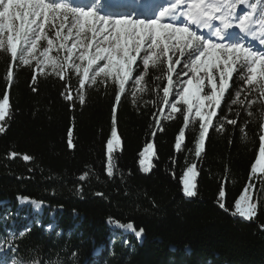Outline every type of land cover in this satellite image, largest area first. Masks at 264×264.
Listing matches in <instances>:
<instances>
[{
  "label": "trees",
  "instance_id": "obj_1",
  "mask_svg": "<svg viewBox=\"0 0 264 264\" xmlns=\"http://www.w3.org/2000/svg\"><path fill=\"white\" fill-rule=\"evenodd\" d=\"M6 73L7 62L0 59V98L7 87L11 113L0 133V241L14 239L16 255L25 264H264V194L258 193L262 177L249 178L259 146V104L251 109L256 119L239 104L229 111L241 81L232 82L219 116L237 119L240 125L248 121L249 139L242 140L239 127L224 121L226 131L210 129L197 158L198 123L185 128V146L177 152L175 137L184 127L183 115L167 114L162 92L166 76L157 79L160 73L149 69L146 90H137L136 103L129 91L117 105L121 147L113 153L117 170L108 177L105 145L111 135L114 87H87L85 103L72 107L61 96L65 82L55 75L37 72L33 92L32 68L14 65L11 84ZM69 84L73 91L79 87L75 76ZM239 99L246 104L243 93ZM70 127L73 148L68 147ZM147 143L154 146L153 167L142 172L139 153ZM23 155L31 159L24 161ZM194 163L197 196L186 198L180 177ZM249 184L257 214L246 221L231 213ZM222 185L228 212L217 203ZM24 197L40 203L42 212L19 207L18 199ZM128 222L144 230L141 238L113 227ZM11 257L10 251L0 253L8 264Z\"/></svg>",
  "mask_w": 264,
  "mask_h": 264
},
{
  "label": "snow or ice",
  "instance_id": "obj_2",
  "mask_svg": "<svg viewBox=\"0 0 264 264\" xmlns=\"http://www.w3.org/2000/svg\"><path fill=\"white\" fill-rule=\"evenodd\" d=\"M110 2L0 0V59L7 62L8 84L14 81V65L16 68H32L33 92L37 91V72L55 75L65 82L61 96L72 107L77 101L81 105L85 103L87 87L98 84L113 86L115 103L111 109V135L105 145L106 174L112 177L117 170L113 153L121 147L116 127L117 105L122 95L127 97L129 91L133 103H136L137 90L141 93L146 90L145 75L149 69L160 73L157 79L166 76L167 83L162 87L163 102L170 105L172 113L183 115L184 127L175 137L177 152L185 146V128L198 123L199 133L195 139L197 158H201L205 150L210 129L226 131L224 121L234 128L239 127L242 140L249 139L245 129L248 121L240 125L237 119L219 116L232 82L239 80L242 83L235 91L236 98L231 101L229 111H232L231 105L239 104L250 118L256 119L251 109L259 104L256 109L260 119L259 146L249 178L260 174L262 187L258 193L264 194V103H261L264 101V0H165L154 16H140L134 11L115 15L104 10ZM135 2L140 3L141 0ZM238 5L247 10L241 14L237 10ZM236 29L240 35L230 39V30L235 32ZM203 30L208 34L205 35ZM177 52L179 56L173 59ZM9 57L11 62H8ZM177 65L182 67L177 68ZM73 76L79 85L74 91L69 84ZM242 93L246 104L245 100L239 99ZM253 93L258 95L248 98ZM236 115L239 116L240 112L237 111ZM10 118V96L6 87L0 98V133L6 131ZM156 124L159 125V120ZM67 135L68 147L73 148L71 127ZM153 148L152 143H147L139 153L142 172L153 167ZM22 158L24 161L31 159L29 155ZM87 175V172L80 175L79 180L84 181ZM197 175L195 163L183 171L180 183L184 197L197 196ZM252 188L253 185H247L235 200L233 216L238 215L246 221L256 216L257 200L253 199ZM225 199L226 189L222 185L217 203L220 209L228 212ZM32 203L39 209V203ZM119 226L134 232L138 239L142 237L144 230H136L133 222ZM4 251L12 253L11 264H25L16 255L18 246L14 239L0 241V253ZM0 264H8L7 259L0 260Z\"/></svg>",
  "mask_w": 264,
  "mask_h": 264
},
{
  "label": "rangeland",
  "instance_id": "obj_3",
  "mask_svg": "<svg viewBox=\"0 0 264 264\" xmlns=\"http://www.w3.org/2000/svg\"><path fill=\"white\" fill-rule=\"evenodd\" d=\"M237 10H238V12H240L241 14H243V12L246 11L247 9L243 5H238V9ZM53 55H55V52H53ZM185 79H186V77H185ZM170 99H174V98L173 97H170ZM166 111H167V114L168 115H171L172 114L170 105H167ZM18 206L19 207H25L26 206V207H28L31 210V212L36 213V214L41 213L42 212V209H43V207L41 206V204H40L39 209H37L36 205L33 204L32 201H30V200H24L22 198H19L18 199ZM113 227L114 228H119V229L121 228L117 224H114Z\"/></svg>",
  "mask_w": 264,
  "mask_h": 264
},
{
  "label": "bare ground",
  "instance_id": "obj_4",
  "mask_svg": "<svg viewBox=\"0 0 264 264\" xmlns=\"http://www.w3.org/2000/svg\"><path fill=\"white\" fill-rule=\"evenodd\" d=\"M144 8H146V6H144ZM138 15H140V14H138ZM144 16H146V15H144ZM230 32H231V30H230Z\"/></svg>",
  "mask_w": 264,
  "mask_h": 264
},
{
  "label": "water",
  "instance_id": "obj_5",
  "mask_svg": "<svg viewBox=\"0 0 264 264\" xmlns=\"http://www.w3.org/2000/svg\"><path fill=\"white\" fill-rule=\"evenodd\" d=\"M38 203V202H37Z\"/></svg>",
  "mask_w": 264,
  "mask_h": 264
}]
</instances>
